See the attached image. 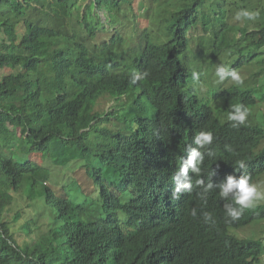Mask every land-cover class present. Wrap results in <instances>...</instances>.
<instances>
[{
	"label": "trees",
	"instance_id": "obj_1",
	"mask_svg": "<svg viewBox=\"0 0 264 264\" xmlns=\"http://www.w3.org/2000/svg\"><path fill=\"white\" fill-rule=\"evenodd\" d=\"M85 1L0 0V264H261L232 234L243 223L220 220L212 191L197 211L215 223L190 230L192 209L167 199L160 166L174 161L169 143L186 149L199 132L223 130L243 138L225 168L238 155L259 162L264 0ZM247 8L254 20L233 19ZM147 12L165 40L141 33ZM217 63L243 83L212 81ZM134 72L147 75L132 85ZM236 104L249 115L234 128ZM209 106L226 116L206 124ZM50 163L83 170L93 191L55 183Z\"/></svg>",
	"mask_w": 264,
	"mask_h": 264
},
{
	"label": "clouds",
	"instance_id": "obj_2",
	"mask_svg": "<svg viewBox=\"0 0 264 264\" xmlns=\"http://www.w3.org/2000/svg\"><path fill=\"white\" fill-rule=\"evenodd\" d=\"M257 15L258 13L256 12L240 9L235 12L233 19L236 21H251ZM210 74L211 80L217 83L226 79H230L237 84L243 83V79L238 71L222 63H217L216 69L211 71ZM213 74H215L216 78L212 76ZM146 75V73L134 72L130 83L135 85ZM199 76L200 73L198 71H192L193 81H198ZM248 115L249 109L246 105L236 104L231 107L227 119L231 122V126L236 128L246 123ZM212 142L213 133L211 131H201L193 139L194 146H187L186 149H181L177 144L174 145L173 143H169L166 146L163 153L171 154L174 159L170 163L174 172H172V178L168 179L169 190L166 195L167 199L169 201L184 200L188 202V206L192 209L190 222L194 225V230L197 231V229L202 228L195 223H200L201 225L215 223L211 212H198L197 208L211 205L207 201L210 191L220 196L225 213V216L220 215V220H230L233 222L237 220L238 224L243 223L241 227H238L239 229L232 230V234L242 239L245 243L244 246L251 248L253 254H251L250 259L256 256L260 250L261 264H264V245L262 244L261 235L257 231H254L249 234L248 238L240 237L242 231L264 221V185L256 183L260 179L261 172L259 165L264 163V154H261L258 163L254 162L252 164L254 170L251 174L245 171L244 174L238 176L239 171L241 169L245 170L247 165L251 163H245L239 156V158L235 159V162H229L230 164H234L233 166L225 168L226 159L230 156L221 158L216 152L206 149V146H210ZM252 142L253 140L251 139L247 142L250 150ZM159 145H161V141L157 143V146ZM262 148L264 149V144ZM225 151L231 152V145L226 144ZM248 155L250 157L249 151ZM250 159L254 160L251 157ZM223 173H228V176L224 180H222ZM195 177L203 179H197L193 182V178ZM211 180L213 181L211 182ZM171 181L173 184H171ZM158 185L162 184L158 183ZM155 186H157L156 183ZM143 196L144 194L142 193L134 194V198L137 201H140ZM194 238L195 236L192 239Z\"/></svg>",
	"mask_w": 264,
	"mask_h": 264
},
{
	"label": "rangeland",
	"instance_id": "obj_3",
	"mask_svg": "<svg viewBox=\"0 0 264 264\" xmlns=\"http://www.w3.org/2000/svg\"><path fill=\"white\" fill-rule=\"evenodd\" d=\"M139 0H135L136 4H138ZM90 0H86L85 3H89ZM84 3V4H85ZM97 4H94L92 6V8H94V13L93 16L94 18H96V9H97ZM247 10L251 11V8H247ZM88 11V10H86ZM238 11V10H237ZM99 14L101 15L102 21H104L103 19H105L104 13L103 12H99ZM149 15L150 13L147 12L145 13V15H141L140 17H138L137 21L139 23V28L141 29V33L144 35H151L153 37V35L155 36L154 38H158L160 40H165V39H161V33H157V35L155 34L156 32H158L159 28H155V24L149 19ZM153 17V16H151ZM245 22V21H244ZM76 25H72L70 29H74L76 28ZM150 27V28H149ZM129 29V28H128ZM127 30V29H126ZM191 52H193L192 48H191ZM216 69V68H215ZM212 76H214V78H216L215 74H213ZM209 112L207 110V116H206V121L205 123L208 124V120L210 119L211 122H217V121H221L225 116H222L220 118L215 117L214 115V111H213V107L211 108V106H209ZM216 137L213 138V142L210 146H206V149L208 150H212L214 152H216L218 154L219 157L224 158L227 156H231V153L235 152L234 149L235 147H237L240 143H242L243 138L238 137L239 134H235V132H224V130L215 135ZM21 139H22V135L19 132V135L17 136V142L14 143L15 145L20 144L21 143ZM246 141L248 142V140L246 139ZM7 144L11 145L13 144L11 141H7ZM231 145L232 147V151L231 152H227L225 151V145ZM240 155L237 156V158H239ZM50 167L53 169V177H54V181H56L55 183H61V185L63 186L64 183L66 181H71V182H77L80 184V186H82L81 188H83L84 193L89 194L91 191H93V185L91 180L86 176V174L84 173L83 170L79 169L78 171H76V173H69L68 171L65 170H61V173L59 174V167L54 165V163H50ZM161 169V175L163 176V178H168L171 179L172 178V172H174V169L172 166H169L166 168V170H163L164 167L163 165L160 166ZM254 170V166L252 164H248L247 168L241 169L238 173L239 175L244 174V172L246 171L248 174H251ZM259 170L261 172L260 175V179L258 181H256V183L258 184H262L264 185V163H261L259 165ZM65 174V175H64ZM228 176V173H223L222 174V180H224L226 177ZM58 178V180H57ZM197 179H203V178H193V182H195ZM205 181H207L206 179H204ZM220 180V181H222ZM213 180H211L212 182ZM171 184H173V182L171 181ZM55 186V185H53ZM191 213V212H190ZM192 222H189L187 224V227L191 230L192 229ZM178 227V226H177ZM257 231L260 235H261V240H262V244L264 245V221L263 222H259L253 226L248 227V229H245L244 231H242L240 233V237L241 238H248L249 234L251 232ZM264 259V257H263Z\"/></svg>",
	"mask_w": 264,
	"mask_h": 264
}]
</instances>
